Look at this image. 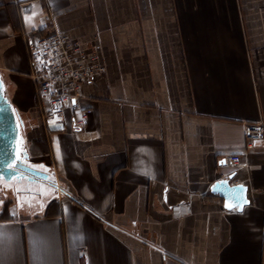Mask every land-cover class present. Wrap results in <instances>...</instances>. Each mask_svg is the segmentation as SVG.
I'll list each match as a JSON object with an SVG mask.
<instances>
[{
  "label": "crops",
  "instance_id": "1",
  "mask_svg": "<svg viewBox=\"0 0 264 264\" xmlns=\"http://www.w3.org/2000/svg\"><path fill=\"white\" fill-rule=\"evenodd\" d=\"M52 30L106 68L78 133L70 109L45 130L28 76L25 41ZM0 74L56 183L23 216L0 204V264H264V141L244 139L264 125V0H0ZM232 173L241 211L210 191Z\"/></svg>",
  "mask_w": 264,
  "mask_h": 264
},
{
  "label": "built area",
  "instance_id": "2",
  "mask_svg": "<svg viewBox=\"0 0 264 264\" xmlns=\"http://www.w3.org/2000/svg\"><path fill=\"white\" fill-rule=\"evenodd\" d=\"M29 65L28 76L39 101L47 103L42 114V125L47 132L66 130L65 112L70 109L71 130L82 131L87 111L80 109L76 100L84 85L102 77L106 68L100 54L75 39H68L56 30L36 35L25 41ZM247 146L264 141V125H244ZM227 166L240 163V156L228 155L222 159Z\"/></svg>",
  "mask_w": 264,
  "mask_h": 264
},
{
  "label": "water",
  "instance_id": "3",
  "mask_svg": "<svg viewBox=\"0 0 264 264\" xmlns=\"http://www.w3.org/2000/svg\"><path fill=\"white\" fill-rule=\"evenodd\" d=\"M22 127L19 115L6 96L5 84L0 74V181L20 182L25 179L28 182H36L40 179L55 187L56 183L48 173L26 162L28 159L26 150L20 149ZM232 177L233 173L214 182L210 191L223 200L225 209L236 208L237 211H241L248 204L246 187L241 184L230 186L229 181ZM226 204L230 207L226 208Z\"/></svg>",
  "mask_w": 264,
  "mask_h": 264
},
{
  "label": "flooded vegetation",
  "instance_id": "4",
  "mask_svg": "<svg viewBox=\"0 0 264 264\" xmlns=\"http://www.w3.org/2000/svg\"><path fill=\"white\" fill-rule=\"evenodd\" d=\"M28 163V161H26ZM29 164V163H28ZM31 165V164H29ZM35 166V165H33ZM15 183L20 186L18 189ZM22 183V185L20 184ZM54 186L46 181H42L38 179L36 182H28L25 179L21 180L20 182L17 181H12V182H1L0 181V192L3 190L1 193H6L10 191L12 194L18 195L19 201H17L13 207H9L13 210L18 215H24L27 214L31 209L33 204L35 202L33 201H38L39 198L41 197L42 192H47L48 197L54 192ZM2 194V195H4ZM6 195V194H5ZM15 199V198H14ZM17 199V200H18ZM7 199L4 197L0 200V204L6 206ZM3 206V207H4ZM21 206L22 209H19Z\"/></svg>",
  "mask_w": 264,
  "mask_h": 264
},
{
  "label": "rangeland",
  "instance_id": "5",
  "mask_svg": "<svg viewBox=\"0 0 264 264\" xmlns=\"http://www.w3.org/2000/svg\"><path fill=\"white\" fill-rule=\"evenodd\" d=\"M6 93V92H5ZM7 96V95H6ZM1 192H3V190L1 191ZM0 192V200L2 199V198H6L7 199V202H6V209L8 208V207H13L14 206V204L17 202V201H19V199H18V195H15L14 196V194H12L10 191H8V192H6L5 194L4 193H1ZM2 194H4V195H2ZM15 198V199H14ZM51 197H49V198H46V200H48V199H50ZM18 199V200H17ZM45 200V199H44ZM33 202H35V203H37V202H40V199L38 200V201H33ZM15 208H16V206H14ZM20 208L19 209H22V207L21 206H19Z\"/></svg>",
  "mask_w": 264,
  "mask_h": 264
},
{
  "label": "snow or ice",
  "instance_id": "6",
  "mask_svg": "<svg viewBox=\"0 0 264 264\" xmlns=\"http://www.w3.org/2000/svg\"><path fill=\"white\" fill-rule=\"evenodd\" d=\"M225 207L228 208V207H230V206L226 204Z\"/></svg>",
  "mask_w": 264,
  "mask_h": 264
}]
</instances>
